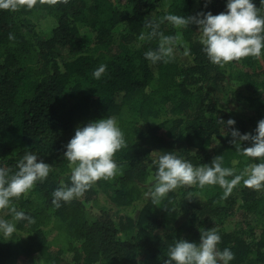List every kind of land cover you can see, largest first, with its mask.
I'll list each match as a JSON object with an SVG mask.
<instances>
[{
    "label": "trees",
    "instance_id": "obj_1",
    "mask_svg": "<svg viewBox=\"0 0 264 264\" xmlns=\"http://www.w3.org/2000/svg\"><path fill=\"white\" fill-rule=\"evenodd\" d=\"M252 2L264 15V3ZM226 3L69 0L0 10V167L14 173L32 153L52 168L27 197L13 201L34 223L0 212V219L17 229L10 240L0 233V264H163L176 240L199 243L200 229L212 227L221 236L218 248L234 253L229 264H264V190L241 182L224 199L219 185L211 194L199 186L184 187L159 205L146 196L158 158L166 153L194 167L211 166L220 155L222 166L236 174L260 162L235 149L230 133L225 135L229 126L219 120L233 119L231 127L255 135L264 119V55L220 68L203 52L196 24L176 28L165 22L160 31L179 36L175 48L182 51V41L190 54L152 64L144 53L155 50L158 39H139L150 31L147 20L216 15L227 11ZM119 22L123 31L116 30ZM102 64L106 72L96 79L93 72ZM108 116L127 144L114 157L122 175L102 179L56 208L52 193L62 182L71 183L63 155L68 141L78 126ZM249 146L250 141L241 142ZM105 193L111 201L93 211L91 202ZM53 230L64 235L57 247L49 238Z\"/></svg>",
    "mask_w": 264,
    "mask_h": 264
},
{
    "label": "clouds",
    "instance_id": "obj_2",
    "mask_svg": "<svg viewBox=\"0 0 264 264\" xmlns=\"http://www.w3.org/2000/svg\"><path fill=\"white\" fill-rule=\"evenodd\" d=\"M207 2L210 0H206V4ZM67 3L69 0H0V10L14 12L22 8L31 10L38 4L53 7ZM226 9L227 11L216 15L211 12L197 13L196 16L189 17L167 14L158 21L147 20L144 26L150 31L141 33L139 39L142 42L158 39V47L145 52V58L152 64L169 63L174 59V49L180 37L164 35L160 31V25L165 22L176 28H187L190 24H196L201 33L203 52L212 64L220 68L248 57L261 58L264 55V15L260 8L252 0H227ZM9 39H14L12 34H9ZM189 54L190 51L186 48L184 55ZM106 68V65H100L93 72L94 78L100 79ZM219 122L229 126L225 135L230 133V143L238 152L260 162L236 174L234 169L222 166L223 157L220 155L212 160L211 166L194 167L192 163L172 153L163 154L157 161L154 185L146 193L154 204L159 205L168 193L184 187L219 185L224 189V199L241 182L251 190H264V119L258 121L255 135L241 134L231 127L235 125L233 119ZM243 141H250L251 146L241 147ZM125 147L127 144L124 133L111 116L90 121L83 127L78 126L63 153L71 169V183L69 186L62 182L54 190L52 204L59 208L61 201L69 203L82 197L98 181H108L122 175L114 157ZM17 169L12 173L11 169L0 167V212L11 214L13 221L27 220L32 224L34 219L17 211L13 201L27 197L38 181L42 182L48 177L52 168L42 160L38 162L37 155L26 153L18 162ZM228 177L233 178L229 180ZM16 231L15 223L0 219V233H3L5 240L12 239ZM220 243L218 229H200L199 243L176 240L169 246L166 254L168 258L163 260V264H229L234 259V253L229 248L221 251L218 248Z\"/></svg>",
    "mask_w": 264,
    "mask_h": 264
},
{
    "label": "rangeland",
    "instance_id": "obj_3",
    "mask_svg": "<svg viewBox=\"0 0 264 264\" xmlns=\"http://www.w3.org/2000/svg\"><path fill=\"white\" fill-rule=\"evenodd\" d=\"M41 17V16H40ZM126 27H125V24L123 23L122 24V22H119L117 25H116V30L117 31H123L124 29H125ZM178 45H180L181 47H182V51L181 50H179V49H177V48H175L174 49V56H176V57H178V58H182V57H184V51H185V49H186V46H185V44H184V42H182V41H179L178 42ZM236 67H239V68H244V67H241L240 65L239 66H236ZM234 190V189H233ZM214 191V187L213 186H205V187H203V192L205 193V194H211L212 192ZM107 193H105V194H102L101 195V197L99 198V200L97 201V202H91V209L94 211L95 210V208L97 207V206H99V203L100 204H109V201H111L110 200V197H108L107 195H106ZM108 199V200H107ZM110 205H112L111 203H110ZM137 207H139L138 205H137ZM63 237H64V235H63V233H60V232H57L56 230H53L50 234H49V238L51 239V240H53V243H52V246L53 247H57L58 245H61V244H63L64 242H63Z\"/></svg>",
    "mask_w": 264,
    "mask_h": 264
}]
</instances>
